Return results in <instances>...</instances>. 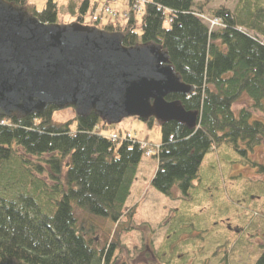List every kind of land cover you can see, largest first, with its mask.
<instances>
[{"label":"trees","instance_id":"obj_1","mask_svg":"<svg viewBox=\"0 0 264 264\" xmlns=\"http://www.w3.org/2000/svg\"><path fill=\"white\" fill-rule=\"evenodd\" d=\"M5 1L29 6V0ZM244 3L131 0L122 17L126 24L118 17L96 23L110 33L120 32L126 47L162 46L182 81L195 88L189 96L167 98L197 113L195 128L175 121L147 123L161 133L151 186L162 195L170 197L174 189L188 195L205 157L221 147L238 161L234 165L258 175L259 181L240 173L256 193L264 189V162L251 159L264 144V119L255 118L264 113V8L246 12ZM66 7L81 19L98 9L90 0H66ZM59 10L56 0H46L42 10L28 9L44 24L63 23ZM242 97L250 103L236 114L233 106ZM57 111L51 107L39 116L0 117V264L114 262L117 244L99 246L96 230L80 222L76 209L119 223L145 149L135 139L112 141L103 133L110 127L94 114L55 123ZM184 219L177 215L174 227L183 229ZM255 245V260L249 264H264V238ZM223 253L217 264H232Z\"/></svg>","mask_w":264,"mask_h":264},{"label":"water","instance_id":"obj_2","mask_svg":"<svg viewBox=\"0 0 264 264\" xmlns=\"http://www.w3.org/2000/svg\"><path fill=\"white\" fill-rule=\"evenodd\" d=\"M161 46L127 48L121 34L81 25L44 24L0 0V117L20 119L49 107H74L117 125L126 118L193 129L198 115L172 94L189 95Z\"/></svg>","mask_w":264,"mask_h":264},{"label":"rangeland","instance_id":"obj_3","mask_svg":"<svg viewBox=\"0 0 264 264\" xmlns=\"http://www.w3.org/2000/svg\"><path fill=\"white\" fill-rule=\"evenodd\" d=\"M56 1L60 6L59 20L77 21L76 13H69L66 0ZM98 1L102 2L99 10H90L84 16L86 25L100 18L103 1ZM28 5L31 12L34 7L42 10L46 0H29ZM127 5L129 8V2L125 1L111 5L112 9L119 10L115 11L119 14L116 18L121 20L118 22L126 24L122 17ZM243 6L246 12H252L264 8V0H245ZM91 7L97 9L98 2H92ZM249 103L248 97H242L234 104L233 111L237 114ZM255 114V118L264 119L263 112ZM76 118L73 109L58 110L53 116L55 123ZM123 132L132 134L146 152L159 148V128L150 129L135 119L124 120L103 133L110 136ZM222 148H214L205 157L199 180L193 183L188 195L183 196L174 189L168 197L152 188L158 167L152 155L143 158L138 168L125 206L126 215L119 223L91 217L81 209H76V214L80 222L96 230L99 246L117 244L113 264H217L224 257L223 252L232 264H249L255 260L251 257L255 254L253 245L264 238V189L259 188L256 193V188L249 186V178H241L240 173L259 181L258 175L251 169L234 165L238 161L227 155L231 154L229 150ZM251 159L264 162V144L255 148ZM12 184L16 189L21 186L15 179ZM177 215L185 217L183 229L174 227Z\"/></svg>","mask_w":264,"mask_h":264},{"label":"bare ground","instance_id":"obj_4","mask_svg":"<svg viewBox=\"0 0 264 264\" xmlns=\"http://www.w3.org/2000/svg\"><path fill=\"white\" fill-rule=\"evenodd\" d=\"M104 9H106V7H104ZM107 129H109V128H107ZM107 129H104V130H107ZM103 130V129H102Z\"/></svg>","mask_w":264,"mask_h":264}]
</instances>
